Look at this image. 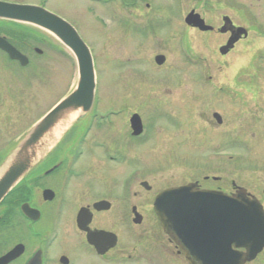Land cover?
I'll use <instances>...</instances> for the list:
<instances>
[{
    "label": "rangeland",
    "instance_id": "rangeland-1",
    "mask_svg": "<svg viewBox=\"0 0 264 264\" xmlns=\"http://www.w3.org/2000/svg\"><path fill=\"white\" fill-rule=\"evenodd\" d=\"M44 1L92 52L97 109L125 107L117 109L124 111L120 117L137 112L150 126L143 147L150 152L136 153L130 166L134 183L146 180L157 190L189 181L229 183L233 190L235 183L264 204V0H159L146 12L144 2L131 23L130 11L116 2L102 7L94 0ZM192 9L216 28L227 15L249 36L222 56L226 36L190 30L185 17ZM22 46L28 66L0 58V144L7 148L78 82L73 54L52 36H30ZM157 55L166 58L161 66ZM212 86L229 89L230 99L211 93ZM215 111L223 117L221 126L212 118ZM254 264H264V255Z\"/></svg>",
    "mask_w": 264,
    "mask_h": 264
},
{
    "label": "flooded vegetation",
    "instance_id": "flooded-vegetation-1",
    "mask_svg": "<svg viewBox=\"0 0 264 264\" xmlns=\"http://www.w3.org/2000/svg\"><path fill=\"white\" fill-rule=\"evenodd\" d=\"M0 1L48 8L44 0L40 3ZM94 1L102 7L113 6L115 2L120 4L121 8L130 11V23L142 3H147L146 12L159 2ZM202 19L205 20L204 17ZM205 23L213 29L202 31L185 24L201 35L226 36L225 44L219 46L220 52L231 32H221L224 21L217 28L206 20ZM22 28L23 24L0 19V37L28 58L23 53ZM28 28H32L31 37L34 40L40 38L43 41L51 37L34 27ZM247 38L239 40L226 55L220 54L229 55L239 42ZM34 50L42 54L38 48ZM0 58L22 67L2 49ZM211 89V93L216 91L225 100L230 99L229 89H221L220 86H212ZM198 97L197 94L196 99ZM97 104L95 102L92 110L82 117L79 126L76 127L77 123L71 126L0 201V264H204L186 248L183 239L173 238L165 232L154 209L157 197L169 189L193 184L197 190L217 191L228 196L235 195L243 187L233 183V190H230L229 183L207 187L199 181H189L157 190L146 180L134 183L130 166L134 165L133 156L136 153L150 152L149 148H143L150 140L147 137L150 126L137 112L120 117L124 111L117 109L125 110V107L98 110ZM135 114L142 121L139 135H134L131 124ZM216 114L219 120L215 118ZM212 118L217 125L224 124L218 111L212 112ZM197 135L194 132L193 141ZM13 147L0 144V172ZM213 179L221 181L219 177ZM246 192L264 207L258 197L248 190ZM134 226H142L143 229L135 230ZM240 251L245 252L243 249ZM263 255L264 249L253 261L244 264H254Z\"/></svg>",
    "mask_w": 264,
    "mask_h": 264
},
{
    "label": "water",
    "instance_id": "water-1",
    "mask_svg": "<svg viewBox=\"0 0 264 264\" xmlns=\"http://www.w3.org/2000/svg\"><path fill=\"white\" fill-rule=\"evenodd\" d=\"M0 19L29 25L50 34L70 50L78 68L75 89L37 121L8 154L0 172L1 201L68 129L92 110L96 102L97 77L90 48L77 29L59 15L41 6L0 1ZM223 21L221 32H231L227 44L220 49V53L226 55L249 33L246 28L235 26L229 16ZM185 22L202 31L213 29L194 10L186 16ZM0 49L22 66L29 62L1 37ZM165 60L164 55L155 58L160 66ZM215 118L218 119L219 115L216 114ZM131 124L134 135L141 134L139 115L132 116ZM154 209L165 232L173 238L183 239L186 248L204 264H244L253 261L264 249V207L243 188L233 196L197 190L194 184L173 188L157 197ZM135 222L139 223V220ZM242 249L245 252H241Z\"/></svg>",
    "mask_w": 264,
    "mask_h": 264
},
{
    "label": "trees",
    "instance_id": "trees-1",
    "mask_svg": "<svg viewBox=\"0 0 264 264\" xmlns=\"http://www.w3.org/2000/svg\"><path fill=\"white\" fill-rule=\"evenodd\" d=\"M32 32H33L32 28H28L27 26H23V28H22V37L23 38H28V37L32 36L31 35ZM39 35H40V32H39Z\"/></svg>",
    "mask_w": 264,
    "mask_h": 264
}]
</instances>
